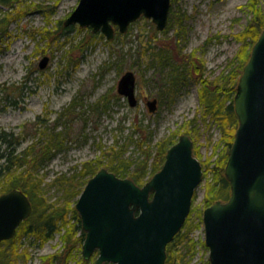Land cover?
Listing matches in <instances>:
<instances>
[{
	"label": "rangeland",
	"instance_id": "1",
	"mask_svg": "<svg viewBox=\"0 0 264 264\" xmlns=\"http://www.w3.org/2000/svg\"><path fill=\"white\" fill-rule=\"evenodd\" d=\"M78 1L0 3V131H13L18 136L20 148L38 136L44 140L52 129L61 133V149L43 162L37 173L42 177V191L47 202L59 207H75L78 196L64 199L63 192L52 180L73 174L82 163L96 158L102 161L98 169L108 168V151L112 146L122 145L126 158L137 157L139 150L133 140L142 134L134 131L135 121L144 125L143 133L148 143L154 145V151L160 139L176 131L174 143L188 130L186 134L194 142L192 153L201 163L203 177L185 220L190 219L197 225L182 238V245H175L173 254L177 250L183 254V262L179 259L177 264H203L208 260L209 249L203 247L202 214L206 206L202 201L207 183H213V175L205 170L204 160L213 163L223 152L220 131L207 117L201 119L199 116L200 83L192 79L180 88L174 101L164 97L159 99L157 112L147 111L145 98H158L160 91L157 68L150 52L156 44L174 41V45L181 48L172 53L174 61H177L178 52H194L203 62V76L210 80L217 77L240 46L236 34L251 18L252 12L246 6L250 0H171L169 14L173 11L180 16V25L173 19L163 33L150 18L143 16L133 21L126 32L120 33L116 27L111 40L102 32H93L92 28L77 23L64 26L63 22ZM258 3L264 10V0ZM19 11L21 15H17ZM7 15L9 17H4ZM177 27L181 29V36L176 39ZM43 56H48L49 60L41 69L38 62ZM125 70H132L136 76L138 103L135 107L124 97L112 95ZM105 94L110 96L106 104L100 100ZM193 116L197 117L196 121L189 123ZM36 121L39 122L37 126ZM37 129L35 135L33 132ZM67 209L66 217L62 218L64 223L58 221L52 236L45 241L38 235L24 234L17 229V247L30 257L26 264H41L42 256L64 251L66 235L78 236L81 227L75 229L76 218ZM69 229L72 231L67 232ZM184 231L182 228L178 232ZM190 241L195 245L186 251ZM82 242H76L74 247L71 245L70 253L61 256V264H79L86 260L81 254ZM96 257L95 252L87 264H94Z\"/></svg>",
	"mask_w": 264,
	"mask_h": 264
},
{
	"label": "water",
	"instance_id": "2",
	"mask_svg": "<svg viewBox=\"0 0 264 264\" xmlns=\"http://www.w3.org/2000/svg\"><path fill=\"white\" fill-rule=\"evenodd\" d=\"M170 7V0H79L64 25L77 23L112 39L113 25L123 33L145 16L162 31ZM254 42L233 96L238 124L223 171L230 195L202 214L209 264H264V28ZM48 60L43 56L39 67ZM117 81L116 91L135 107V73L126 70ZM157 104L156 98L147 99V110L155 112ZM193 143L181 134L166 150L160 170L140 185L106 167L88 178L75 203L85 233L84 259L96 252L94 264L166 263V246L182 229L203 177ZM31 211L24 191L1 192L0 242L13 238Z\"/></svg>",
	"mask_w": 264,
	"mask_h": 264
},
{
	"label": "trees",
	"instance_id": "3",
	"mask_svg": "<svg viewBox=\"0 0 264 264\" xmlns=\"http://www.w3.org/2000/svg\"><path fill=\"white\" fill-rule=\"evenodd\" d=\"M11 1L0 0V3L12 4ZM258 1L250 0L246 5L252 12V15L245 27L236 34V39L239 41L240 46L235 55L227 62L226 68L211 80L203 76V62L194 56V52L188 54L178 52L176 55L177 61L173 60L172 53H176L177 49V51H181V48L174 45V41L173 43L167 42L165 45L164 43L156 44V47L151 48L150 56L154 67L157 68L156 74H158L160 81L158 99L162 100L164 97H167L170 101H174L175 96L179 94L180 88L189 79L199 82V116L201 119L207 117L220 131L219 141L223 143V152L221 151L222 153L220 152L217 155L213 163L204 160L205 170L211 171L213 175V183H207L205 187V196L202 201L204 206L210 205L216 200H227L230 195V183L225 177L223 170L226 164L225 161L229 155V148L233 142L235 128L238 124V118L233 108V96L236 92V83L240 77L242 68L250 56L252 45L264 28V10L260 8ZM21 12L19 11L17 15H21ZM173 19L180 25L182 18L174 14L173 11H170L169 20L166 29L162 31L163 33H166L169 21ZM180 32V27H177L174 33L176 39L181 36ZM112 95L116 96V98L119 97L116 91ZM100 100L106 104L110 100V96L105 94ZM196 119L197 117L193 116L188 121L191 123L195 122ZM38 123L37 121L34 122L36 126ZM134 123V131H140L142 134H139L140 137L137 140H133L134 145L139 150L138 156L126 158L122 145L117 147L112 146L108 151L107 167L117 176L131 177L140 185L151 177V174L160 169L161 163L165 158V152L173 144L177 132L174 131L170 137L168 136L157 141L154 151V145L148 143L147 137L143 133L145 129L144 125L137 121ZM184 132L188 133L189 131L185 130ZM33 133L36 135L38 129ZM44 138L43 140L38 136L37 139L31 140L29 144L20 148L18 136L13 131H0V194L12 188H18L28 195L32 203V211L30 216L19 224L18 232L22 230L21 232L24 234L38 235L37 237L43 241L52 236V230L58 226L57 222H62V218L66 217L67 208H69L67 210L73 212V218H76L75 229L81 227L80 217L74 206L70 207L66 205V207H59L53 205L47 202L42 191L43 181L37 170L53 153L61 149L63 141L61 140V133L55 132L54 129H52L51 133H47ZM101 162L99 158L86 161L81 164L75 173L55 177L52 180V184H57L58 189L63 192L62 197L64 199L72 200L82 191L81 189L87 180L85 179L86 176L95 174ZM196 225L190 219L185 221L182 227L185 228V231L182 233L178 232L173 238L174 240L167 244L165 264H177L179 259L183 262V254L177 250L174 255L173 248L177 244L182 245L184 241L182 238L185 237L187 232L194 229ZM68 231L71 232L72 230L69 229ZM18 234H14L13 238L3 239L0 242V264H26V261L30 258L26 251H19V247L16 244V240L19 237ZM84 237L85 233L81 228L78 236L75 238H71L70 234L66 235L64 237V244L66 246L64 251L42 256L41 264H61V256L68 255L70 250L75 246V243L82 242ZM189 245H186V251L191 250L195 243L190 241ZM203 247L206 248L204 245ZM192 256L193 250L190 258ZM62 264H65V262ZM79 264H87V260H81ZM102 264L111 263L103 262ZM203 264H209V260L204 261Z\"/></svg>",
	"mask_w": 264,
	"mask_h": 264
},
{
	"label": "flooded vegetation",
	"instance_id": "4",
	"mask_svg": "<svg viewBox=\"0 0 264 264\" xmlns=\"http://www.w3.org/2000/svg\"><path fill=\"white\" fill-rule=\"evenodd\" d=\"M64 24V23H63ZM65 26V25H64ZM113 27H114V32H116V27L113 25ZM152 98H156L157 99V101H158V106H159V99L157 98V97H147V98H145V101L147 102V99H152ZM146 102H145V104H146ZM157 109H158V107H157ZM155 112H157V110L155 111ZM154 112V113H155Z\"/></svg>",
	"mask_w": 264,
	"mask_h": 264
}]
</instances>
